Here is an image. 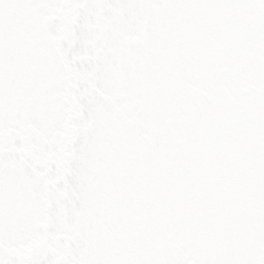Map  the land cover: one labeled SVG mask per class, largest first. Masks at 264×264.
Masks as SVG:
<instances>
[{
	"label": "snow or ice",
	"instance_id": "obj_1",
	"mask_svg": "<svg viewBox=\"0 0 264 264\" xmlns=\"http://www.w3.org/2000/svg\"><path fill=\"white\" fill-rule=\"evenodd\" d=\"M0 264H264V0H0Z\"/></svg>",
	"mask_w": 264,
	"mask_h": 264
}]
</instances>
